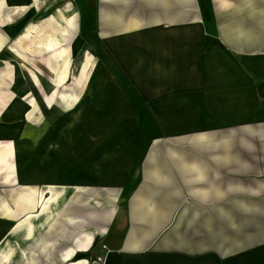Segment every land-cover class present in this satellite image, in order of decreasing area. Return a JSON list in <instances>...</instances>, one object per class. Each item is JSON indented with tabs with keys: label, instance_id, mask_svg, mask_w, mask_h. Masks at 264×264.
<instances>
[{
	"label": "crops",
	"instance_id": "obj_1",
	"mask_svg": "<svg viewBox=\"0 0 264 264\" xmlns=\"http://www.w3.org/2000/svg\"><path fill=\"white\" fill-rule=\"evenodd\" d=\"M39 1L0 0V145L16 150L0 162V243L42 185L82 190L34 235L14 228L8 264H264V0H77L74 41L96 46L101 74L93 125L115 126L85 150L40 130L45 95L65 86L44 73L40 32L71 46L75 28L69 0Z\"/></svg>",
	"mask_w": 264,
	"mask_h": 264
},
{
	"label": "rangeland",
	"instance_id": "obj_2",
	"mask_svg": "<svg viewBox=\"0 0 264 264\" xmlns=\"http://www.w3.org/2000/svg\"><path fill=\"white\" fill-rule=\"evenodd\" d=\"M51 1V0H50ZM185 1V0H184ZM77 2V0H69L67 1L66 4H70L71 5V12H73L74 16H73V28L74 31L72 33V36L70 35V41L73 42V44L71 46L68 45L67 40L65 39V37H63V32H61V36L64 38V42L62 44H60V46L56 47V49H46L43 48V45L41 44V37L42 35H40V40L38 39V46L40 45L41 48L36 47L38 49V54H40V58L42 59V67L44 70L45 74H50L51 71H54L57 73V77H59V79H61V82H64L65 86H69L68 90L70 92H73L75 94H81L82 92V87H83V81L85 80L84 77V70L88 69L89 72L93 73V80H92V86L90 87L87 96L85 97L84 101H83V105L78 109V111L74 114H71L66 116L64 111L66 110V107H64L63 103L60 101L59 97L60 95L65 91V86L56 89V91H54L53 93H51V95L46 94L43 102H44V107H45V112L42 113V117L41 118H45V125H43V127H41V133L44 135L47 134V136L49 135L50 139L52 140V137L54 138L56 136L55 133V129L57 128V131L59 128H62L63 130V139L64 142H68L70 137H72V135L76 136V134H78V138L77 137H73L76 139H79L80 141L82 140L84 144L83 148L84 150L89 148L91 149V137L93 138L94 141L97 140H102L103 139V133L106 131V137L109 136V133H113L112 129L115 126H95L93 125L94 123V119L97 116H100V112H101V108L100 105L97 104L99 103L101 100V93H100V84L99 81L101 79V74H100V68L98 67V69L95 71V73L93 72L92 66L93 64L97 63L98 66V55L96 52V46L94 47H89V46H85V51L82 52V49L80 47H78V43H76V41H74V39L76 38V34H78V31H76V20L78 17V9H77V5H75V3ZM88 5H92L94 0H87ZM48 3V0H40L39 1V6L40 9L46 8ZM62 3V2H61ZM60 3V4H61ZM92 8H94V5H92ZM90 7V11L92 9ZM93 15H94V10H93ZM75 19V20H74ZM93 22H95L94 20H91ZM47 28H42L43 30H46ZM86 35H90V36H94L96 38V31L95 29L91 32H88V34ZM84 37L86 38V36L84 35ZM90 42H92V40H90ZM62 49H65L68 53V55L73 56V60L70 64V71L69 74L67 75V77L65 78V76L63 75V73L61 72V66L64 63V59L61 58L59 56L58 52H62ZM54 74V73H53ZM52 74V76H53ZM15 86H17V88H19L18 90L21 92L23 89L22 86V82H21V77L19 75V77H17V81L15 82ZM93 94V95H92ZM95 96V97H93ZM89 101V102H88ZM61 103L62 106V112L61 115H57L55 113H51L50 111L53 109L54 106L58 105ZM89 103V104H87ZM99 105V106H98ZM84 108V109H83ZM85 114V115H84ZM82 115V116H81ZM84 116V117H83ZM73 120V121H72ZM70 123H73L74 125H71ZM57 126V127H56ZM132 126V125H131ZM105 128H109L110 130H105ZM72 129V130H71ZM71 130V131H70ZM71 132V133H70ZM95 137V138H94ZM50 140V141H51ZM72 139H70L69 145L72 144ZM38 142V141H36ZM85 145L87 147H85ZM52 152V151H51ZM53 153V152H52ZM54 156V155H53ZM54 157H50V161H49V165H55L58 166V163L54 160ZM76 161V159H75ZM72 159L69 160H63L62 163L65 165V168L70 170V168H72ZM82 162V161H80ZM77 163V161H76ZM88 164H85L84 162L81 163V167H82V172H88L89 169H87ZM56 169V170H55ZM57 168L53 167V169H51V174H55L54 178H57ZM68 172V171H67ZM71 172V171H70ZM85 176H89L88 174H84L81 177H85ZM72 179V177H71ZM69 177L66 178V181L71 180ZM65 188H69L70 186H63ZM76 191L82 190L81 186H78L77 189H75ZM39 191V189H38ZM37 193L35 194L34 198H36L37 202H38V197H37ZM73 192L72 189L68 190L67 193L70 195ZM65 194L63 196V199L61 200V202L59 203L57 210L59 212H56V217L59 216L61 213V209H62V204L65 203L67 196H69L68 194ZM32 197V196H31ZM45 201L50 199V193L45 194ZM40 213V212H39ZM41 215V214H40ZM25 216V215H24ZM23 216V218H24ZM22 218V220H23ZM34 244V242H29L28 240L23 241V246H27L26 250H30L31 245ZM102 263V262H101ZM99 262V264H101ZM15 264V262L13 263ZM103 264V263H102Z\"/></svg>",
	"mask_w": 264,
	"mask_h": 264
},
{
	"label": "bare ground",
	"instance_id": "obj_3",
	"mask_svg": "<svg viewBox=\"0 0 264 264\" xmlns=\"http://www.w3.org/2000/svg\"><path fill=\"white\" fill-rule=\"evenodd\" d=\"M23 9H28V7L24 6ZM83 21L85 22V17L83 18ZM28 28H27V30H28ZM61 32H63V29H61L59 27L55 28V30L46 29V30L41 31L40 35H42V37H41L40 41H41V45H43V48H46V49L50 50V49H56V47L60 46V44H62L64 42V38L61 36ZM58 53H59V56L64 59V63L61 66V69H62L61 72L64 74L65 77H67V75L69 74V71H70L69 68H70V64L72 62L73 57L69 56L65 49H62V52H58ZM19 57H21V59H22L21 60L22 61L21 68H25V67H30L31 66L29 58H27L24 54L19 56ZM92 69H93V72L95 73V71L98 69L97 63L93 64ZM92 76H93V73L89 72L88 69L84 70L85 80L83 81V85L84 86H83V90H82V94L81 95L80 94L78 95V94H75L73 92H70L68 90V87L65 88V91L60 95L59 99L63 103L64 107H66V110L64 111L66 116H68V115L71 116V114L76 113L78 111V109L83 105V101H84L85 97L87 96L90 87L92 86V84H91L92 80H93ZM93 97H95V96H93ZM29 119H32L33 121L35 120L32 115H29ZM25 123L29 124L26 119H25ZM70 124L72 125V123H70ZM36 131L37 130H34L32 132H22L21 135H20L21 139L22 140H34V139H36V136H38ZM61 132H63L62 129H61ZM121 141H122V139L119 142H121ZM113 143H114V141H113ZM125 143H127V142H125ZM108 146H110V144ZM122 147H124V146H122ZM52 150H53V148H52ZM61 150H62V148H61ZM123 150H124V148H123ZM15 151L16 150L14 149L13 145H10V144H5L4 146L0 145V162L1 163H5L6 159L10 155H14L15 154ZM99 162L100 161H98V163ZM7 165L9 167H11L12 170L14 169V166L12 164L8 163ZM63 186H65V185H61V184H57V183H54V184L51 183V184L42 185V187L39 189L38 194H37L38 202H39V205H40V207L38 208V211H36L34 213L26 214L22 221H20L19 223L17 222L16 224H14L9 229V232L7 233L6 238L4 240L2 239L3 241H1V243H0V264H8L9 261H11L12 258H14V255H15V252H16V246H14V244H13V242H12V240L10 238L14 235L15 230H16V232H18L19 229L20 230L21 229L24 230L23 236H22V240L25 239L26 237H30L31 235H34L36 233V231H37V228L43 227V226H45L47 224H50V222L53 220V218L57 214L56 212H59L57 210V207H58L59 203L61 202V200L63 199V196L67 193V191L70 190V189H72L74 191L75 189L78 188V186H74V185H70L69 188H65ZM47 193H50V199L45 201V198H46L45 194H47ZM69 196H67V198H69ZM117 210H118V208H117ZM122 214H123V212H122ZM14 228H15V230H14ZM108 234H109V232H108ZM86 240L89 241L90 238L87 237ZM109 241H107V242H109ZM73 253H74V251L71 250L65 257L66 258L72 257ZM71 264H87V262H86V260H81V261H78V262H72Z\"/></svg>",
	"mask_w": 264,
	"mask_h": 264
}]
</instances>
